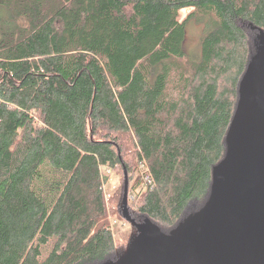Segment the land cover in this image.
I'll return each instance as SVG.
<instances>
[{
	"label": "trees",
	"instance_id": "16d2710c",
	"mask_svg": "<svg viewBox=\"0 0 264 264\" xmlns=\"http://www.w3.org/2000/svg\"><path fill=\"white\" fill-rule=\"evenodd\" d=\"M262 37L264 0H0V264L107 260L111 173L132 227L200 215Z\"/></svg>",
	"mask_w": 264,
	"mask_h": 264
},
{
	"label": "water",
	"instance_id": "95a60500",
	"mask_svg": "<svg viewBox=\"0 0 264 264\" xmlns=\"http://www.w3.org/2000/svg\"><path fill=\"white\" fill-rule=\"evenodd\" d=\"M264 47V37L260 40ZM246 96L230 127L226 154L212 171V190L203 212L189 223L188 236L159 234L161 248L132 241L117 264H264V58L252 69ZM128 178L124 175L123 216L127 215Z\"/></svg>",
	"mask_w": 264,
	"mask_h": 264
},
{
	"label": "rangeland",
	"instance_id": "374dc122",
	"mask_svg": "<svg viewBox=\"0 0 264 264\" xmlns=\"http://www.w3.org/2000/svg\"><path fill=\"white\" fill-rule=\"evenodd\" d=\"M190 9H184L181 11V19H184ZM207 24L205 25H198L194 23V21L189 20L186 23V34L184 40V50L193 60H198L200 57V40L202 35L205 31L208 30ZM263 38V37H262ZM260 38V40L262 39ZM264 58V47H261L260 56L257 58L256 62L251 66L249 72L247 73L246 77L244 78L241 86V97L242 99L246 96L247 90L249 87V83L252 78V69L253 67ZM139 179L138 174L134 176V178L128 181V202H130V193L132 189V185H134L136 180ZM104 193L106 200L109 201V196H113L114 194L118 195L120 200L123 202L124 197V177L121 175H117L116 173H111L110 178L104 184ZM133 190V189H132ZM139 188L137 187L134 191V195L137 194ZM205 205V202H192L186 209L185 218L192 215L193 212L201 210ZM108 218L110 220V226L113 230V238H114V250L113 254L110 257L103 261L101 264H117L128 252V249L132 243V241L137 240V245L144 246L149 251L148 259L152 257L154 253V248L152 244L145 238L143 235H140L138 231L135 230L130 224L124 222L123 218L117 215H113L110 212L108 213ZM192 219H185L180 224L176 225L172 228H163V233L168 234V236H188L189 234V223ZM142 229L147 232L149 237L154 241L155 245L157 246L158 250L161 247V240L156 233L153 232V228L151 226L146 225L143 223L141 225Z\"/></svg>",
	"mask_w": 264,
	"mask_h": 264
},
{
	"label": "built area",
	"instance_id": "2783aa9c",
	"mask_svg": "<svg viewBox=\"0 0 264 264\" xmlns=\"http://www.w3.org/2000/svg\"><path fill=\"white\" fill-rule=\"evenodd\" d=\"M146 174V176L143 177L144 181L146 182L147 185L151 184V179H150V175L148 173H144Z\"/></svg>",
	"mask_w": 264,
	"mask_h": 264
},
{
	"label": "flooded vegetation",
	"instance_id": "af4514ba",
	"mask_svg": "<svg viewBox=\"0 0 264 264\" xmlns=\"http://www.w3.org/2000/svg\"><path fill=\"white\" fill-rule=\"evenodd\" d=\"M161 248V247H160ZM154 254V253H153ZM153 256V255H152Z\"/></svg>",
	"mask_w": 264,
	"mask_h": 264
}]
</instances>
